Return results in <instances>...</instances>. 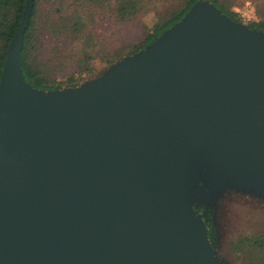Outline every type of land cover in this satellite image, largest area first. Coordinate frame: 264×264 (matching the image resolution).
<instances>
[{
  "label": "water",
  "instance_id": "obj_1",
  "mask_svg": "<svg viewBox=\"0 0 264 264\" xmlns=\"http://www.w3.org/2000/svg\"><path fill=\"white\" fill-rule=\"evenodd\" d=\"M28 11L0 72V264H220L193 205L225 190L264 202V95L214 109L264 70V31L197 0L99 76L41 91L20 69ZM173 59L160 116L162 94L140 83Z\"/></svg>",
  "mask_w": 264,
  "mask_h": 264
},
{
  "label": "trees",
  "instance_id": "obj_2",
  "mask_svg": "<svg viewBox=\"0 0 264 264\" xmlns=\"http://www.w3.org/2000/svg\"><path fill=\"white\" fill-rule=\"evenodd\" d=\"M195 1L197 0H0V72L7 46L19 25L26 3L29 11L19 51L21 74L30 86L46 91L74 87L84 78L87 80L99 76L105 68L124 56L146 48L178 21ZM204 1L216 6L235 22L242 23L243 19L233 9L234 6L241 5L242 0ZM250 3L256 19L246 20L244 24L249 29L264 31V0H250ZM148 14L155 17L150 24L144 21ZM99 15H103L108 21L105 33L96 32L95 25ZM140 21L141 28L135 26L133 30H139L137 33L144 32L141 39L133 42L131 36L128 37L130 33L122 34L127 26ZM57 76L61 78L56 79ZM210 204H198L209 209L207 223L200 216L206 225L208 243L214 258L220 264H230L217 253V225L215 228L212 225L213 219L210 218L213 216L215 219L217 209L215 203ZM241 241L246 243L236 246L230 241V248L257 249V252L263 253V237L256 236L253 240L239 238L237 243Z\"/></svg>",
  "mask_w": 264,
  "mask_h": 264
},
{
  "label": "rangeland",
  "instance_id": "obj_3",
  "mask_svg": "<svg viewBox=\"0 0 264 264\" xmlns=\"http://www.w3.org/2000/svg\"><path fill=\"white\" fill-rule=\"evenodd\" d=\"M233 9L237 11L243 19L242 23H245V21L249 19H256L253 5L250 3V0H242V4L234 6ZM148 15L149 16L144 18V21L150 24L151 21L153 22L155 20V17H153L152 14ZM135 26L141 28V21L130 24L125 28L124 32H122V34L130 33L128 37L131 36L130 39L133 42L141 39L144 33H137L139 30L137 32L135 29L133 30ZM95 29L96 32L100 33H105L107 31L108 21L103 15L98 16ZM177 61V59L163 61V68L156 69L152 74H148L140 83V87L143 88L144 91L155 90L158 94H162V96L158 97L163 107L160 116L164 113L165 106L172 103L173 95L170 90L168 91V83L170 73L172 71H177L179 73L180 71V68L176 67ZM240 75L241 74H238L233 82L219 91V100L215 101L214 109H217L221 104L227 101L231 102L230 99H232L233 102L230 104V111L228 114L234 115L232 108L238 111L251 93L258 92L264 95V70ZM58 78L61 77L57 76L56 79ZM84 79L79 82L84 81ZM62 84L63 83H61V85ZM251 85H256V87L251 91H245L243 89L253 87ZM136 94L137 91L131 93L128 98L131 99V101H135ZM126 104L127 102L125 101L124 106H126ZM131 112L133 114L136 113L135 111ZM215 206L217 209L218 255L227 259L230 264H264V250H262L263 253H261L257 252V249L241 250L239 247H235L234 249L230 248V241L236 246H242L243 243H246V241H241V243L239 242L240 244L237 243L239 238H248L251 240L256 236L264 238V202L249 194L225 190L217 197Z\"/></svg>",
  "mask_w": 264,
  "mask_h": 264
},
{
  "label": "flooded vegetation",
  "instance_id": "obj_4",
  "mask_svg": "<svg viewBox=\"0 0 264 264\" xmlns=\"http://www.w3.org/2000/svg\"><path fill=\"white\" fill-rule=\"evenodd\" d=\"M201 206V207H200ZM200 207V208H199ZM194 210L200 214V216L204 219V221L206 220L207 223V212L209 211V209L207 207H204L203 205H194L193 206ZM213 216H210L211 220L213 219L212 225L214 224V227L216 228V217L215 219L212 218Z\"/></svg>",
  "mask_w": 264,
  "mask_h": 264
}]
</instances>
